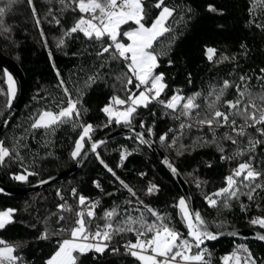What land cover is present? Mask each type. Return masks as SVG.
<instances>
[{"label":"trees","instance_id":"1","mask_svg":"<svg viewBox=\"0 0 264 264\" xmlns=\"http://www.w3.org/2000/svg\"><path fill=\"white\" fill-rule=\"evenodd\" d=\"M157 2L143 0V22L147 25L161 11L155 7ZM163 6L175 11L167 21L171 31L160 37L153 49L159 54V67L155 72L164 74L167 85L160 100L167 101L175 94L187 98L200 93L196 103L201 107L194 110L195 118L196 112L207 111L206 105L212 99L209 93L213 89L219 91L224 81L231 87L225 90L218 105L221 111H228L225 101L237 99V85L240 90L247 85L254 93L264 88V72L261 71L264 69V3L260 0H164ZM209 6L216 11H210ZM82 15L73 0H31V3L17 0L11 10L5 12L3 25L8 30H0V52L20 65L27 85L23 107L0 137L12 153L0 165V183L6 187L32 186L61 174L77 162L93 141L126 125L116 123L115 119L109 123L102 109L113 97L123 99L129 95L124 86L127 62L113 59L110 53L98 55L102 51L101 42L89 40L81 32L65 35ZM61 38L64 44L58 47ZM108 43L105 37L103 44ZM208 48L216 50L212 60L208 59ZM5 70L9 72L0 62V124L17 100L8 93ZM90 77H95L94 82ZM241 77L245 79L242 81ZM60 80L64 81L63 86ZM135 84L133 78L132 85H128L132 92H138ZM65 87L73 100H80V116L53 129H33L31 125L42 111L58 112L67 106ZM180 111V108L168 109L152 101L146 108H137L130 125L141 129L164 150L188 182L211 231L250 229L264 234V228L250 223L256 217H264V188H257L251 200L247 195H239L238 199L228 202V207L221 203L212 208L205 199L226 187L225 178L240 163L250 162L264 173V136L256 131L261 125L248 128L244 137H235L228 127H217L213 143V132L206 125L196 126L194 119L181 116ZM236 119L238 125L243 124L242 118ZM87 124L93 126L91 139H85L81 155L73 158L71 154L82 134L81 125ZM181 124L185 127L181 128ZM188 124L193 126L188 127ZM225 133L232 134L238 143L223 139ZM161 136L166 139L161 141ZM249 140L260 143L249 151ZM238 151L243 155H237ZM28 173L35 175H29L27 181L14 179L16 175ZM121 181L133 190L134 196ZM256 183L264 184V175ZM150 185H156L157 191L149 194ZM241 191L248 189L241 186ZM80 195L88 198L87 204L98 202L95 217L85 216L93 232L98 225L103 228L105 213L112 209L118 213L112 218L114 227L127 216L138 217L141 213L152 222L156 219L148 211L152 209L165 217V223L187 237L188 230L175 206L179 199H185L181 188L138 137L127 135L101 147L79 173L63 182L30 194L14 197L0 194V211L15 209L14 222L0 230V238L17 246L15 254L22 258L23 264H45L57 250V241L70 237L67 230L74 226L76 213L86 211L79 205ZM61 204L71 211L59 209ZM60 216L64 219L59 220ZM60 229L65 231L61 233ZM45 231L49 233L48 239L41 238ZM135 240L132 232L114 234L104 253L90 251L79 255L77 264H141L123 248L124 244ZM244 243L261 263L264 245L231 239L204 242L210 253L206 259L210 264H223L222 256Z\"/></svg>","mask_w":264,"mask_h":264},{"label":"snow or ice","instance_id":"2","mask_svg":"<svg viewBox=\"0 0 264 264\" xmlns=\"http://www.w3.org/2000/svg\"><path fill=\"white\" fill-rule=\"evenodd\" d=\"M16 2L17 0H0V3L3 4V6H0V30H8L4 28L3 17L6 10L10 11L11 6ZM73 2L76 4L79 12L84 15L78 19L65 35L70 36L71 34L81 32L87 39H95L101 42L102 51L98 55L110 53L113 59L119 58L127 62L126 67L130 75L128 73L124 74L126 78L124 86L129 95L123 99L113 97L111 103L102 109L108 116L109 123L115 119L116 123L130 125L137 108H146L155 100L168 109L176 110L180 108V115L194 119L196 126L206 125L213 132V143L216 142L215 129L217 127H228L231 129V133L235 134V137H244L247 135L248 128H256L257 125H261V127L256 128V131L264 136V88L260 92L254 93L247 85H245L244 90H240V86L237 85V99L225 101L224 103L228 111H221L218 105L225 90L231 87L228 81H224L223 87L219 91L213 89L209 93V97H212V99L206 105L207 111L203 114L196 112L195 118H193L194 110L201 107L200 104L196 103L200 93L187 98L175 94L167 101L160 100V96L167 85L164 83V74H157L155 72L156 68L159 67V54L153 49L156 41L164 36L165 33L171 31V28L167 26V21L173 16L175 11V9L167 6L162 7L164 0H158L156 3L155 7L161 9V11L150 26H146L143 23L145 17L143 0H73ZM260 2L264 3V0H260ZM29 3H31V0H29ZM32 10L35 13V7ZM209 10L216 11L212 6H209ZM129 22L134 23L136 27L122 33L130 41V43H124L120 39V29ZM36 23H40L38 18ZM56 23L59 24V20H56ZM257 26L259 27V25ZM41 34L43 35V33ZM105 37L110 41L107 45L103 44ZM63 44L64 39L61 38L57 46L61 47ZM206 51L208 59L212 60L216 50L208 48ZM261 71L264 72V69ZM4 75L8 84V93L14 99L16 96V81L7 70L4 71ZM57 75L59 76L58 72ZM133 78L137 81L135 88L139 92L138 95L128 88V85H132ZM89 79L94 82L95 77H90ZM244 79V77H241L242 81ZM63 85L64 81L60 80V86ZM64 92L68 94L67 106L60 108L58 112L50 110L42 111L32 123L31 127L33 129H53L55 126L68 123L74 117L80 116L78 108L80 100H73L66 87L64 88ZM257 101H259V104ZM113 105H127V107L120 110L113 107ZM237 117L243 119V124H237ZM187 126L192 127L193 124H188ZM81 127L82 134L77 140L74 151L71 154L73 158L81 155L85 139H91L90 132L93 130V126L87 124L81 125ZM183 127L185 125L181 124V128ZM140 136V142L147 143L143 139V134H140ZM235 137L230 133H225L223 139L237 144L238 141ZM160 139L164 141L166 136H161ZM257 143H260V141L249 140V151H252ZM98 146V143L94 142L91 148L95 151ZM220 150L223 151L222 148ZM236 154L243 155L240 151ZM11 155V151L4 146L3 141H0V165L4 163L5 158ZM169 167L172 168L173 172L176 171L171 165ZM108 171L112 172V169L108 168ZM112 174L115 176L114 172ZM29 175H35V173L16 175L14 179L27 181ZM262 175L264 173L257 171L250 162L240 163L225 178L226 187L221 188L211 196H206L205 199L212 208L219 207L221 203H223L224 207H228V202L232 199H238L239 195H247L248 199L251 200L257 188H264V184L256 183ZM42 183H46V181H42ZM121 184H124V182L121 181ZM96 186L99 187V184L97 183ZM241 186L248 189V191L242 192ZM124 187L128 188L126 184H124ZM128 191L133 196L135 195L131 188H128ZM147 191L151 194L157 191V186L150 185ZM73 195H76L75 189H73ZM87 199L83 195L78 197L79 205L85 208L86 211L76 213L77 219L74 226L67 230L70 232L71 238L58 240L57 250L45 264H77L79 255L90 251L104 253L109 247V244L106 242H110L114 234L123 232L135 233V242L129 241L125 245V248L141 264H210V261L206 259V256H210V253L207 252L206 248L202 249L201 245L204 244L205 240H216L218 236L209 230L207 222L199 211L190 209L184 198L179 199L178 204L175 206L178 207L188 230L187 237L174 227H170L169 224L164 222L165 217L152 209H148L151 215L156 218L152 222H148L144 214L141 213L138 217L127 216L115 227L112 223V218L118 215V213L116 209H112L105 213L104 218L106 223L103 228L98 225L97 229L93 232L89 227L90 220H86L85 216L88 218L95 217L94 210L98 202L87 204ZM58 208L71 211V208H66L64 204L58 205ZM14 212L15 209L11 208L0 211V230L14 222ZM58 219L63 220L64 217L60 216ZM250 223L264 228V217H256ZM59 231L62 233L65 229H60ZM41 238L48 239L49 233L45 231ZM257 238L264 240V234H259ZM194 247L200 250L193 253ZM112 251H118V249H112ZM16 252L17 246L9 244L0 238V264H23L22 258L16 255ZM241 253H245L246 255L242 256ZM222 260L223 264H229L230 261L233 264H258L247 246L243 244L238 245L230 255L224 256Z\"/></svg>","mask_w":264,"mask_h":264},{"label":"water","instance_id":"3","mask_svg":"<svg viewBox=\"0 0 264 264\" xmlns=\"http://www.w3.org/2000/svg\"><path fill=\"white\" fill-rule=\"evenodd\" d=\"M0 62L9 70V72L15 77L17 84H18V91L16 93L15 98H17L16 103L11 110V112L7 115V117L3 120V122L0 124V137L5 132L8 125L13 121V119L17 116V114L20 112L21 108L23 107L25 98H26V76L23 71V69L18 65L16 62H14L12 59H10L8 56L0 52ZM14 98V99H15ZM15 101V100H14ZM140 134H143V139L147 141V143H144L151 151L152 153L157 157L159 162L162 164V166L167 170V172L173 177V179L177 182L179 187L181 188L186 202L188 203L190 209L199 211L201 213V210L197 204L196 198L188 184V182L184 179L182 174L179 172V170L173 165L170 158L165 154L164 150L161 149L151 138H149L145 132H143L141 129L134 125H123L110 134L93 141L92 143H98V147L95 151L92 150L91 145L85 150V152L80 156V158L77 160V162L67 169L66 171L62 172L61 174H58L56 176H53L49 179H46V183L39 182L32 186H26L22 188H9L0 183V194L7 197H14L21 194H30L34 193L36 191H40L44 188H47L50 185L60 183L65 181L66 179L76 175L79 173L88 163L89 159L97 153V151L109 143L110 141L120 137V136H136L139 139H141ZM171 165L176 169L175 172L172 171V168L169 167ZM201 216L203 217L202 213ZM204 218V217H203ZM209 228V226H208ZM211 231V229L209 228ZM213 232V231H211ZM214 233V232H213ZM217 234L218 238L216 240H205L207 243H214L221 239H231V240H241V241H253L258 242L262 245H264V240H260L257 238L259 234H263L261 232L250 230V229H232V230H226ZM260 264H264V258L261 261Z\"/></svg>","mask_w":264,"mask_h":264},{"label":"rangeland","instance_id":"4","mask_svg":"<svg viewBox=\"0 0 264 264\" xmlns=\"http://www.w3.org/2000/svg\"><path fill=\"white\" fill-rule=\"evenodd\" d=\"M156 19V18H155ZM144 23V22H143ZM146 26H150V25H147V24H145ZM136 27V25L134 24V23H132V22H129L128 24H126V25H123L122 27H121V29H120V31H121V37H120V39H121V41L122 42H124V43H130V41H128L127 40V38L126 37H124L123 35H122V33L123 32H125V31H128V30H131V29H133V28H135ZM17 91H18V88H17V84H16V93H17ZM137 95L139 94V92H136V91H134ZM179 95H181V94H179ZM182 96V95H181ZM13 99V98H12ZM113 107H115V108H117V109H120V110H123V108H121L122 106L121 105H113ZM125 107H127V105H124V108ZM139 108V107H138ZM79 139V138H78ZM77 139V140H78ZM77 142V141H76ZM75 148V147H74ZM84 148V147H83ZM83 150V149H82ZM74 151V150H73ZM77 158V157H76ZM4 211V210H3ZM70 238H71V236H70ZM65 239H69V238H65ZM201 248L203 249V248H207V246L206 245H201ZM194 250H192L193 251V253H195V252H197V251H199L200 249H196L195 247L193 248Z\"/></svg>","mask_w":264,"mask_h":264},{"label":"built area","instance_id":"5","mask_svg":"<svg viewBox=\"0 0 264 264\" xmlns=\"http://www.w3.org/2000/svg\"><path fill=\"white\" fill-rule=\"evenodd\" d=\"M136 83H137V81H136ZM141 90H143V89H141ZM154 101H155V100H154ZM121 108H124V106H122ZM193 123H194V120H193ZM235 169H236V168H234V170H235ZM76 219H77V218H76ZM67 238L70 239V237H67ZM106 243H108V242H106ZM133 243H134V242H133ZM9 244H11V243H9ZM108 244H109V243H108ZM126 244H127V243H126ZM126 244H124L123 248H124V250L127 252V250H126V248H125V245H126ZM12 245H13V244H12ZM240 245H241V244H240ZM243 245H246L247 248L249 249V251L252 253V251L250 250V248L248 247L247 244L244 243ZM235 249H236V248H235ZM235 249H234V250H235ZM234 250H233V251H234ZM233 251H232V252H233ZM207 252H208V251H207ZM232 252H231V253H232ZM231 253H229V254H227V255H230ZM227 255H224V256H227ZM241 255L243 256V255H246V254H245V253H241ZM252 255H253V254H252ZM224 256H222V258H223ZM206 257H207V256H206ZM253 257H254V256H253ZM255 259H256V258H255ZM256 260H257V259H256ZM257 262H258V264H260L259 260H257ZM229 264H233V262L230 261Z\"/></svg>","mask_w":264,"mask_h":264},{"label":"bare ground","instance_id":"6","mask_svg":"<svg viewBox=\"0 0 264 264\" xmlns=\"http://www.w3.org/2000/svg\"><path fill=\"white\" fill-rule=\"evenodd\" d=\"M68 207V206H67ZM62 240V239H61ZM209 244V243H208ZM114 246V245H113ZM120 248H122V247H120ZM121 250V249H120ZM194 250V249H193ZM123 251V250H122ZM260 261V260H259ZM220 263V262H219ZM218 264V263H217Z\"/></svg>","mask_w":264,"mask_h":264}]
</instances>
